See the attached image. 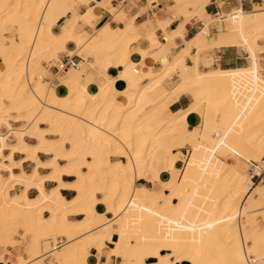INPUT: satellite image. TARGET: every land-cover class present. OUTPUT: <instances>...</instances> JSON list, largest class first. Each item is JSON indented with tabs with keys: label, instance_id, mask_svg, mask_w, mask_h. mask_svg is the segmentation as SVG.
Instances as JSON below:
<instances>
[{
	"label": "bare ground",
	"instance_id": "bare-ground-1",
	"mask_svg": "<svg viewBox=\"0 0 264 264\" xmlns=\"http://www.w3.org/2000/svg\"><path fill=\"white\" fill-rule=\"evenodd\" d=\"M91 1L0 0V33L17 32L0 45L5 247L21 244L26 252L37 251L18 264H45L47 254L62 255L56 264H115L114 257L125 264H251L262 257L264 186L254 184L249 172L264 170V0L253 11L238 6L224 12L226 1L220 2V16L208 20L206 8L215 0H145L134 16L121 6L138 0L117 8L104 0L90 7L87 17L79 16L77 6ZM160 4L165 18L156 14L155 21L136 25ZM57 6L72 14L60 26L58 17L47 19ZM97 9L124 27L96 28ZM193 21L203 27L172 54L169 46L185 37ZM214 22L219 33L212 37ZM80 27L93 28L94 36ZM159 33L166 56L155 44L133 53V44ZM223 46L241 48L251 67L198 72L193 51ZM62 52L83 62L73 72H61L66 76L54 85L44 64L50 55L57 65ZM187 59L195 68L180 77L177 71ZM150 61L160 68L152 70ZM174 74L178 82L168 89ZM118 79L125 89L117 87ZM187 94L193 96L191 107L172 112L171 104ZM193 115L199 124L187 133ZM180 126L186 136H180ZM187 144L193 148L179 169L174 152ZM140 180L152 186L137 185ZM19 223L22 242L14 239ZM6 228L12 233L6 235ZM47 239L54 244L45 252ZM60 239L64 244L58 247ZM92 249L107 251V262L93 261ZM5 260L0 255V262Z\"/></svg>",
	"mask_w": 264,
	"mask_h": 264
},
{
	"label": "crops",
	"instance_id": "crops-1",
	"mask_svg": "<svg viewBox=\"0 0 264 264\" xmlns=\"http://www.w3.org/2000/svg\"><path fill=\"white\" fill-rule=\"evenodd\" d=\"M97 3H104V0H96V1L92 0L91 3H90V5H91L90 7L91 8L92 7H96ZM110 3H111V5L114 8L118 7L117 3L113 2V0H111ZM257 3L258 2H256V0H242V5H243L242 8L245 11H248L249 9L252 8V5H253V8H255L256 5L260 4V2L258 4ZM134 5H135V7L133 9H131L132 15H130V16H134V15L138 14L141 11V9H143V7H145V5H147V4H145L143 7H139L137 2L136 3L134 2ZM236 5L237 4H236L235 0L230 1V3L226 1L224 3V7L222 8V10L224 12H228L230 9L235 8ZM130 7H133V6L130 5ZM77 8H78V12L79 13H83L84 12L83 15L79 14V16L87 17V6L81 5L80 8L79 7H77ZM96 11L98 13V17L100 18L98 20V23H96V27H99V26L104 25L106 23H110L112 27H117V28H121L120 26H122V25L124 26V24L121 25L119 23L118 24L115 23L113 21L112 15L109 14L108 12H104L103 13V12L100 11V9H97ZM216 11H217V5L213 1L206 8V14L204 15L205 20H208L209 16L214 15ZM148 12H146V14H144V15H140L137 18V20H136V25L137 26H141V25L145 24L148 20L155 21L156 20L155 19V15L156 14L161 16V17H163V18H165L164 14L167 15L165 6L161 5V4L159 5V7H156L155 10H152V13H148ZM220 12H221V9H220ZM55 17L59 18L58 25L60 26L62 23H64L66 18H71L72 14L71 13H67V10L64 7L57 6L54 9V11L50 15H48L47 19L52 21ZM143 22H145V23H143ZM179 22L180 21L169 25L167 27L168 33H170L171 31L175 30L177 28ZM202 27H203V22L202 21L201 22H193V23L189 24L187 26L186 30H185V37L184 38H182V37L175 38L174 41L172 42V45L169 46V48L172 49V50H170L172 52V54H174L173 50L176 49V52H177L180 48H182L184 46L185 40H187V41L191 40L196 35V33L199 31V29H201ZM80 28H81V30H87L89 32H93L94 31V29L90 28V27H87V28L80 27ZM217 29H218L217 26L216 27L211 26L210 27V32L214 33L215 30H217ZM8 36H10V34H8L6 32V29L1 31V33H0V45L1 46L5 45V43L7 42L6 37H8ZM9 41L10 42H14L13 37H11L9 39ZM163 43H164V36H163L162 33H159L157 35V37H154L152 40L143 38L140 42L133 44L131 49H132L133 53L137 54L140 48H144V47H147L148 45L155 44L156 45L155 47L159 48L160 51H161L160 55L166 56L165 51H163L164 50ZM209 50H213L214 59L211 56L205 55V53L207 51H209ZM240 50H242V49L239 48V47L223 46V47H208L205 50L199 51L198 53H197V51H193V54H195L196 57H197V67H198L197 70H198V72H200L201 70H204L203 73H210V71L211 72L218 71V70H220V71L221 70L222 71H230V70H241V69L250 68L251 64H252V61H251L249 55L246 54L243 50H242L243 52L240 51ZM60 55H61V53H60ZM66 55L67 54H62L60 56L61 59H64ZM50 58H51L50 55H47V57H46V61L47 62L44 64V66L46 68H48L49 72L53 76H57L61 72H58V70L56 68L57 65L53 64L54 62L51 60L52 58L51 59ZM75 60L77 62H80V63L83 62V59L81 57L77 56V55L75 56ZM89 61H92V60H89ZM150 62L148 64L152 68V70H154V71L160 65L158 62H156V63L152 62V61H150ZM260 64H261V66L263 68V71H264V54L260 55ZM185 65L183 67H181L180 69H178V71H179V72L177 71L178 76L183 77L184 75L187 74V72H189V71H191V70H193L195 68V63L191 59H187L186 62H185ZM107 70H108L109 73L115 75L111 65L107 66ZM90 73L93 74V76H94L93 77V83H95L96 80H97V74H96L95 71H92V70H91ZM200 73H202V72H200ZM117 87L120 90H123L126 87V83L123 82V81H120L118 79L117 80ZM193 101H194L193 100V96H191L189 94L184 95L178 101H176L173 104H171L170 110L172 112H174V113H181L183 111L185 112L191 107V105L193 104ZM198 124H199L198 118L195 115L191 116L189 121L187 122V125H186L187 133H190V132L194 131V129L197 127ZM180 129H181L180 130V136H186V134H184L183 127L180 126ZM196 144L197 143L192 144V146H194ZM192 146L187 144L186 146H184V147H182V148H180V149H178L177 151L174 152L175 155L177 157H179L178 158V162L176 164L177 168H179V164H180V162H182V159L185 156H187V154H185L184 151H182V150H184L186 148L192 149L193 148ZM181 153H182V155H181ZM16 159H18V156L16 157ZM179 169H182V168H179ZM139 184L140 185H146L148 187L152 186L146 180L138 181L137 185H139ZM7 233H10L9 230H7ZM20 233L22 234V231ZM4 238H5V236H3L0 239V242H1V245L5 247L6 241H4ZM15 240H17V242H21L22 241V237L21 236H16ZM42 245H44L43 246L44 251L48 252L49 248H50L49 243L43 242ZM4 247H0V255L3 256V258L6 259L7 262L5 260L3 262H0V264H18L19 259L21 257L24 258V259H28L29 256L35 255L37 253V251L34 248H31V247L28 248V251L26 252V248L23 245H17L15 248L14 247L12 248L9 245L7 246V248L6 247L4 248ZM90 253L94 256L93 257V261H95L97 258H99L100 262L106 263L107 260H108L107 251H104L103 253H99L96 249H92L90 251ZM120 259L122 261L119 263ZM112 262L115 263V264H117V263L125 264L126 261H125L124 258L114 257L112 259ZM45 264H47V263H45Z\"/></svg>",
	"mask_w": 264,
	"mask_h": 264
},
{
	"label": "rangeland",
	"instance_id": "rangeland-1",
	"mask_svg": "<svg viewBox=\"0 0 264 264\" xmlns=\"http://www.w3.org/2000/svg\"><path fill=\"white\" fill-rule=\"evenodd\" d=\"M111 2V1H110ZM215 2V1H214ZM256 2H260V4H263V0H256ZM211 4V3H210ZM81 5H87V10L90 8V4H86V3H82ZM80 4L77 6V7H79L80 8V6H81ZM131 6H133V7H128L127 8V10L126 9H124L122 6H121V8L128 14V15H132V12H131V9H133L134 7H135V5L134 4H131ZM120 7V6H119ZM256 9H258V7H255V8H251V9H249L248 11H253V10H256ZM79 13V12H78ZM80 15H83L84 14V12L83 13H79ZM193 22H196V21H193ZM192 22V23H193ZM102 26V25H101ZM211 26H214V27H216L217 26V23L216 22H214ZM100 27V26H99ZM99 27H96V28H99ZM121 28L122 27H124L123 25L122 26H120ZM113 28H115V27H113ZM116 29V28H115ZM81 30V29H80ZM92 33V34H91ZM219 32L217 31V30H215V32L213 33V32H210V35L212 36V37H215V36H217V34H218ZM9 34H14V35H16L17 34V32H16V30H12V32H10ZM90 34H91V36L93 35L94 36V31L93 32H90ZM74 51H77V49H74ZM240 51H242V50H240ZM176 52V49L175 50H173V53H175ZM243 52V51H242ZM62 54H67V53H65V52H62L61 53V55ZM60 55V56H61ZM205 55H207V56H211L213 59H214V55H213V50H209V51H207L206 53H205ZM3 56H5L4 54H1L0 55V62L2 61V60H4V59H1V57H3ZM248 56V55H247ZM262 57V56H261ZM88 60H93L92 58H89ZM158 68H160V65H159V67ZM158 68L157 69H155V70H158ZM204 70H201L200 72H203ZM213 71V70H212ZM70 72V71H69ZM71 72H73L72 70H71ZM72 74V73H71ZM64 76H66V75H64V74H60V75H57V76H54V78H53V81H52V79L51 80H49L50 82H53L54 83V85H57L58 84V82H59V79L61 78V77H64ZM176 81V82H175ZM178 82V76L176 75V74H174L173 76H172V79L170 80V79H168L167 80V82H166V87L168 88V89H171V88H173L174 86H175V84ZM145 83V82H144ZM169 84V85H168ZM192 129V128H191ZM4 132H5V130H3ZM33 143H36L35 141L33 142ZM190 149L189 148H186V149H184V150H182V151H184V153L185 154H189L188 153V151H189ZM18 158H21L20 156H18ZM179 168H184V163L183 162H180V164H179ZM27 171H31V169H29V170H27ZM4 175H7V174H4ZM255 184V183H254ZM259 184V183H258ZM18 190H20V188H17ZM17 190V191H18ZM31 196H35L34 194H32ZM19 228H20V231H19V233L21 232V229L22 228H24V225L22 224V223H19ZM7 230H9V232L10 233H7ZM12 233V229L11 228H6V230H5V234L6 235H9V234H11ZM21 234V233H20ZM17 235V236H23V234H24V231H23V229H22V234L21 235ZM14 237H16V235L14 236ZM23 238V237H22ZM15 239V238H14ZM7 240V238L5 237L4 238V241H6ZM15 241H17V240H15ZM22 241H23V239H22ZM21 241V242H22ZM43 242H45V243H49V245H53L54 244V240L53 239H47V240H43L42 241V243ZM51 242V243H50ZM18 244H20V243H18ZM57 245H58V247H60V246H62L63 244H64V240H62V239H60V240H58L57 241V243H56ZM21 245V244H20ZM42 246H44V245H42ZM58 253H61V252H58ZM48 255V256H47ZM45 257H44V262L45 263H47V264H56V259L57 258H59L60 259V261H63L64 259H63V257H62V255H60V254H58V255H52V254H47ZM63 259V260H62ZM122 260L120 259L119 260V263L121 262ZM119 263H117V264H119Z\"/></svg>",
	"mask_w": 264,
	"mask_h": 264
},
{
	"label": "built area",
	"instance_id": "built-area-1",
	"mask_svg": "<svg viewBox=\"0 0 264 264\" xmlns=\"http://www.w3.org/2000/svg\"><path fill=\"white\" fill-rule=\"evenodd\" d=\"M223 1H227L230 3V1L232 0H215V4L217 5V11L215 12V16H220V8H219V3L220 2H223ZM113 2L117 3V6L119 4H122V3H126L127 0H114ZM236 2V7L237 6H241L243 7L242 5V0H235ZM137 4L139 5V7H143L145 4H147V1L145 0H138L137 1ZM159 7V5L157 6ZM252 8H253V5H252ZM156 8H154L153 10H155ZM148 13H152V10H150ZM218 31V30H217ZM80 67V62H77L75 60V56L71 57V56H68L66 55L64 59H61L60 63L57 64V70L58 72H66V71H69L71 69H79ZM253 167H255L253 164H251ZM250 178L252 180L253 183L255 184H262L264 186V170L261 171V173H255L253 171V169L250 170ZM261 259H264V255L262 257H259V258H254L252 263L255 261V262H258L259 260Z\"/></svg>",
	"mask_w": 264,
	"mask_h": 264
},
{
	"label": "snow or ice",
	"instance_id": "snow-or-ice-1",
	"mask_svg": "<svg viewBox=\"0 0 264 264\" xmlns=\"http://www.w3.org/2000/svg\"><path fill=\"white\" fill-rule=\"evenodd\" d=\"M253 264H264V259L259 260L258 262H253Z\"/></svg>",
	"mask_w": 264,
	"mask_h": 264
}]
</instances>
